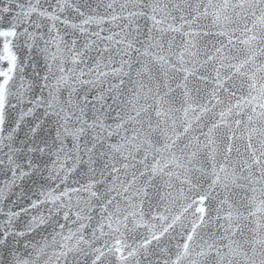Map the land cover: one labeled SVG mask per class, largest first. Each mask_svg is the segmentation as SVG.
<instances>
[{"label": "water", "instance_id": "water-1", "mask_svg": "<svg viewBox=\"0 0 264 264\" xmlns=\"http://www.w3.org/2000/svg\"><path fill=\"white\" fill-rule=\"evenodd\" d=\"M68 3L95 99L37 264H264V0Z\"/></svg>", "mask_w": 264, "mask_h": 264}, {"label": "snow or ice", "instance_id": "snow-or-ice-1", "mask_svg": "<svg viewBox=\"0 0 264 264\" xmlns=\"http://www.w3.org/2000/svg\"><path fill=\"white\" fill-rule=\"evenodd\" d=\"M67 7L75 5L0 0V264H37L36 242L60 211L61 178L80 163L95 96L75 34L85 29L61 15Z\"/></svg>", "mask_w": 264, "mask_h": 264}]
</instances>
